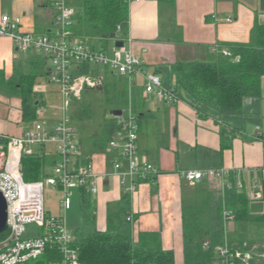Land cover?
I'll return each instance as SVG.
<instances>
[{"label": "crops", "instance_id": "1", "mask_svg": "<svg viewBox=\"0 0 264 264\" xmlns=\"http://www.w3.org/2000/svg\"><path fill=\"white\" fill-rule=\"evenodd\" d=\"M71 1L67 0L68 4ZM54 14L49 0H0V19L19 18L20 33L52 32ZM128 20L125 50L139 60L145 72L158 76L164 89L173 90L178 101L162 102L154 95L145 96L140 77L130 83L125 77L94 66L97 74H91L100 80L98 92L108 87L119 105L110 111V120L116 119L112 111L122 112L131 105L137 114L138 157L158 170L152 181L139 183L128 195L133 237L140 232L158 233L162 249L172 251L174 264H183L184 207L201 205L209 194L218 197L236 188L247 196L253 215L264 213V77L260 79L259 96L245 99L240 114L220 115L176 88L171 66L194 61L211 63L216 60L211 53L213 46L228 50L234 44H247L254 23L264 24V0H174L171 5L161 6L154 0H131ZM47 61L38 53L17 50L12 40L0 37V83H15V88L0 86V134L21 136L38 120L23 116L20 85L31 78L36 116L42 107L41 115L50 125L60 117V91L52 82L51 67L44 72ZM76 135L80 146L76 162L90 163L96 175L107 176L98 179V192L90 195L96 228L103 231L107 210L125 197L112 169L116 158L108 145L112 137L101 145V134L87 139ZM44 159L51 170L56 159L52 146H48ZM207 170H224L223 184L228 188L221 190L208 178L191 184L182 175ZM260 226L235 221L224 224L225 240L237 250L240 244L257 243L251 229L259 230Z\"/></svg>", "mask_w": 264, "mask_h": 264}, {"label": "built area", "instance_id": "2", "mask_svg": "<svg viewBox=\"0 0 264 264\" xmlns=\"http://www.w3.org/2000/svg\"><path fill=\"white\" fill-rule=\"evenodd\" d=\"M49 2L55 14L54 29L48 34L20 33L19 18L2 16L0 19V37L12 40L17 50L23 53L34 51L50 61V76L61 96L60 117L55 124L35 120L21 136L0 134V194L6 203L7 226L6 231L0 234V264H27L36 261L48 249H55L60 255L58 261L50 264H79L75 232L68 230L64 217L45 215L42 194L46 187L57 190L60 193L59 208L65 214L71 207L75 189L94 196L98 192V179L107 177L105 174L96 175L90 163L79 165L76 162L80 146L75 130L65 119V112L72 100L80 99L85 90L96 89L100 85L97 76L89 72L79 73L82 65L105 68L127 78L129 82L134 77H140L144 81L145 96L154 95L162 102L178 101L173 90L164 89L160 78L145 72L139 60L125 50L128 38L122 39L115 33L116 39L124 42L123 48L113 46L109 52L97 51L87 39L71 36L69 30L75 9L67 0ZM116 30L120 32L119 27ZM211 53L232 58L227 49L217 45L211 48ZM42 111L40 107L38 113ZM118 125L119 130L108 143L116 154L112 169L124 193L130 195L139 183L152 181L158 170L138 157L137 114L130 104L121 112ZM48 146L55 149L56 156L51 173L45 171L40 181H24L22 158H45ZM224 173V170H207L188 171L182 175L191 184L204 178L214 180L224 190L228 188L223 184ZM237 187L241 188L242 184L238 182ZM223 219L228 224L234 221V216L224 212ZM127 221L132 223V217ZM216 258L220 264H256V261L264 260V251L254 257L250 251L232 250L224 243L216 249Z\"/></svg>", "mask_w": 264, "mask_h": 264}, {"label": "trees", "instance_id": "3", "mask_svg": "<svg viewBox=\"0 0 264 264\" xmlns=\"http://www.w3.org/2000/svg\"><path fill=\"white\" fill-rule=\"evenodd\" d=\"M130 1L72 0L69 5L75 9V16L69 30L71 36L87 39L93 48L99 44L101 51H106L112 34L116 33L122 39L127 35ZM154 1L161 6L171 5L174 0ZM228 51L232 58L216 56L211 63H175L171 66V75L175 87L187 93L195 103L220 115H238L245 99L260 94V79L264 77V24L255 22L250 41L231 45ZM88 72L97 74L90 65L80 67L79 73ZM1 84L15 83L2 81ZM33 84L34 78H31L20 85L23 116L30 121L36 118ZM119 128L117 119H111L99 138L101 145L107 143ZM21 164L26 182L38 181L43 168L48 165L44 158L38 157H24ZM235 189L225 190L218 197L209 194L201 205L182 209L183 264H220L216 249L224 243L237 250L225 240L224 212L233 215L235 222L264 226V213L253 215L245 193ZM129 204L128 194H125L114 208L107 210L106 227L100 231L96 228L90 195L84 191L80 193L79 225L74 231L79 264H174L172 251L162 249L158 233L140 232L134 239ZM130 216L132 223L127 221ZM239 246L241 251L250 250L249 245ZM262 250L264 248L259 252ZM59 259L57 250L48 249L36 261L27 264H50Z\"/></svg>", "mask_w": 264, "mask_h": 264}, {"label": "rangeland", "instance_id": "4", "mask_svg": "<svg viewBox=\"0 0 264 264\" xmlns=\"http://www.w3.org/2000/svg\"><path fill=\"white\" fill-rule=\"evenodd\" d=\"M112 45L113 41L110 40L108 48L104 52H109V49L112 47ZM94 49L100 51L101 47L99 44H96ZM31 52L34 55L36 53L34 51ZM43 67L44 72H46L50 67L52 68V65L50 61H47L46 65ZM114 98V94L108 90V87L104 88L101 93L95 89L85 90L82 93L80 99L72 100L69 103L68 109L65 112V119L68 125L75 130L80 138L83 139L90 138L93 135L101 134L111 118L110 111L119 106L113 101ZM36 118L40 121H46L45 117H43L41 113H38ZM45 152L48 155V148H46ZM47 166L48 165L46 164L45 167ZM45 167L43 168V174L46 172L47 174H50L51 170L48 168L46 169ZM42 177L38 181L42 180ZM42 198L45 215L52 218L59 216L64 217L68 230L75 231L79 225V191L76 189L73 191L71 207L65 212V214L59 208L60 193L57 190L49 187L44 188ZM225 225H227V223ZM262 228L264 227L260 226V229H255V231L251 229V231L255 233L254 237H256L255 240L257 242L249 245V251L253 253L254 257H257L258 254L261 253L259 251L264 248V242H262L264 241V229ZM260 238H262V240H258ZM259 262L262 263V261L259 260L256 261V264H259Z\"/></svg>", "mask_w": 264, "mask_h": 264}, {"label": "water", "instance_id": "5", "mask_svg": "<svg viewBox=\"0 0 264 264\" xmlns=\"http://www.w3.org/2000/svg\"><path fill=\"white\" fill-rule=\"evenodd\" d=\"M110 39L113 41V46L115 48H123L124 42L121 40L116 39V34H112L110 36ZM101 88H96L95 90L99 91ZM112 115L119 120L121 116L120 110H114L112 111ZM6 203L3 199L2 195L0 194V234L4 233L6 231Z\"/></svg>", "mask_w": 264, "mask_h": 264}]
</instances>
